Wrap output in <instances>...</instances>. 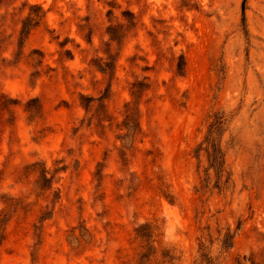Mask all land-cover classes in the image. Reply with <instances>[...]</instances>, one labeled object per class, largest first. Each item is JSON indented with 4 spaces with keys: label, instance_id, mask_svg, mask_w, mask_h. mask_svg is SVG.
<instances>
[{
    "label": "rangeland",
    "instance_id": "rangeland-1",
    "mask_svg": "<svg viewBox=\"0 0 264 264\" xmlns=\"http://www.w3.org/2000/svg\"><path fill=\"white\" fill-rule=\"evenodd\" d=\"M9 98L0 264H264V0H0Z\"/></svg>",
    "mask_w": 264,
    "mask_h": 264
},
{
    "label": "trees",
    "instance_id": "trees-1",
    "mask_svg": "<svg viewBox=\"0 0 264 264\" xmlns=\"http://www.w3.org/2000/svg\"><path fill=\"white\" fill-rule=\"evenodd\" d=\"M35 7L39 8L38 10H30L29 13L27 14V16L23 19L22 21V26L20 29V38L22 40V42L25 41L26 37L28 36L30 30L39 23V21L41 20V18L46 14V10H44L40 5L35 4ZM33 8V6H32ZM110 33L113 32L111 29H109ZM42 54V52H39ZM184 65V60L181 59L178 63V70L180 71L181 68ZM7 100V101H6ZM6 100H1L0 99V103L3 102V104L5 105V107H9L10 105L15 104L16 102L12 101L10 98L6 99ZM213 148L212 151L209 154V158L212 160V165L217 166V168H220L222 166L223 161L220 160L221 159V155H220V149H218L216 146H214V144H212ZM45 173H47L45 171ZM45 178H47L46 175H44ZM4 234H0V244L2 243L3 239H4ZM225 245L230 246V243L228 240L224 241Z\"/></svg>",
    "mask_w": 264,
    "mask_h": 264
}]
</instances>
